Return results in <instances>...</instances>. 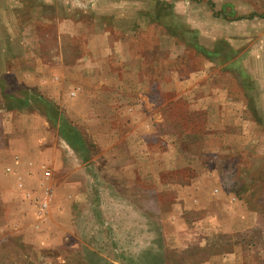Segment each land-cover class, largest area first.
I'll return each instance as SVG.
<instances>
[{
	"label": "rangeland",
	"instance_id": "obj_1",
	"mask_svg": "<svg viewBox=\"0 0 264 264\" xmlns=\"http://www.w3.org/2000/svg\"><path fill=\"white\" fill-rule=\"evenodd\" d=\"M0 264H264V0H0Z\"/></svg>",
	"mask_w": 264,
	"mask_h": 264
},
{
	"label": "crops",
	"instance_id": "obj_2",
	"mask_svg": "<svg viewBox=\"0 0 264 264\" xmlns=\"http://www.w3.org/2000/svg\"><path fill=\"white\" fill-rule=\"evenodd\" d=\"M218 24H220V22H217ZM209 26H212V28L210 27V30H218L217 32H219L220 31V27L223 29V28H228L229 26H231L233 29L235 28L233 25H203V30H202V25L200 26V24L199 25H197V29L200 31V34H203V35H205L206 34V29H205V27L207 28V30L209 29ZM220 26V27H219ZM224 26V27H223ZM208 32V31H207ZM221 34H223V33H221ZM227 36V35H226ZM232 36V38H233V35H231ZM219 89H221V88H219ZM221 97H222V89H221V91H220V94H219ZM210 105H211V107L213 108V109H218L219 108V100L218 99H216V100H212V101H210V102H208ZM208 107V106H207ZM209 108H210V106H209Z\"/></svg>",
	"mask_w": 264,
	"mask_h": 264
},
{
	"label": "trees",
	"instance_id": "obj_3",
	"mask_svg": "<svg viewBox=\"0 0 264 264\" xmlns=\"http://www.w3.org/2000/svg\"><path fill=\"white\" fill-rule=\"evenodd\" d=\"M213 53H214V51H209V50H206V51L204 52L205 56H207V57L210 58L211 60H214V59H213Z\"/></svg>",
	"mask_w": 264,
	"mask_h": 264
}]
</instances>
